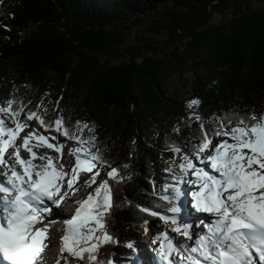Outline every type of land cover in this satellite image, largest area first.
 I'll return each instance as SVG.
<instances>
[{"label":"trees","instance_id":"trees-1","mask_svg":"<svg viewBox=\"0 0 264 264\" xmlns=\"http://www.w3.org/2000/svg\"><path fill=\"white\" fill-rule=\"evenodd\" d=\"M10 99L46 124L59 106L71 131L94 128L83 137L124 177L99 176L116 242L98 260L131 264L128 242L160 222L141 208L166 213L181 151L218 139L220 120L264 115V0H0V104Z\"/></svg>","mask_w":264,"mask_h":264},{"label":"snow or ice","instance_id":"snow-or-ice-1","mask_svg":"<svg viewBox=\"0 0 264 264\" xmlns=\"http://www.w3.org/2000/svg\"><path fill=\"white\" fill-rule=\"evenodd\" d=\"M199 103L198 99H193L188 107ZM14 104L12 99L0 104V113L15 124L10 127L0 118V166L6 169L0 173L3 177L0 179V264H44L43 254L50 246L55 223L46 217L60 216L59 211L54 213V208L59 209L82 185L90 188L96 184L100 175L98 165L103 167L107 161L96 147L95 136L85 139L82 135L85 129L94 132V128L77 121L76 131H71L63 117L57 118L56 131L80 145L69 150L76 161L69 174L60 157L54 162L53 157L38 155L33 150L42 146L41 143L33 145V139L44 142L48 148L54 147L46 143L48 138L35 129L20 136L29 125L20 120L23 106L14 108ZM27 119L38 120L46 129L53 126L51 122L46 124L38 111H29ZM200 127L203 130V123ZM212 136L225 139L216 144L204 132L193 151L181 158L180 172L173 176L177 183L165 187L164 191L171 189V194L162 195L161 199L170 203L165 212L171 215L141 208L142 212L159 215L172 232L192 241L191 245L174 242L165 231L153 240V243L160 242L155 250L157 257L151 261L135 257L131 264H264V115L252 114L235 121L229 119L227 123L220 120ZM63 147L56 146V151L61 152ZM22 148L29 153L27 159L21 155ZM172 151L180 149L173 145ZM205 152L210 154L203 155ZM37 160L44 163H36ZM109 167V178L124 179L115 167ZM78 171L91 173V176L80 181ZM186 177L195 179L186 180ZM181 183L194 186L190 192L192 207L198 213L208 214L207 222L200 219V223L194 225L186 221L182 197L188 192L182 190ZM112 196V187L105 179L86 198L75 201L74 213L62 220L60 256L55 264H61L62 260L64 264H78L80 260H86L87 264H112L111 259L98 260L100 246L116 242L108 233L106 220L113 206ZM128 247L132 248L133 244L129 243Z\"/></svg>","mask_w":264,"mask_h":264},{"label":"rangeland","instance_id":"rangeland-1","mask_svg":"<svg viewBox=\"0 0 264 264\" xmlns=\"http://www.w3.org/2000/svg\"><path fill=\"white\" fill-rule=\"evenodd\" d=\"M133 35L132 34H130V36L129 37H132ZM135 43H137V42H135ZM170 84H174V81L173 80H171L170 81ZM54 111V116L56 117V118H58L59 117V114H60V110H59V106H57V109H54L53 110ZM0 118H3V119H5L6 120V122H7V124L10 126V127H15V124L13 123V121L11 120V119H8L6 116H0ZM20 120L21 121H23V122H25L26 124H28L29 125V127H26V129H27V131L29 132V130L30 131H32L33 129H35L36 130V132L38 133V134H40V135H42V136H44V137H46V138H48V136H49V138H48V141L51 143V141L55 144V146H58V145H63L64 147L61 149V152L63 153V155H61V152H57V151H54L53 153L50 151V149L46 146V148H47V150H49V152H48V155L47 156H50V157H52V156H55V158L56 157H60V162L61 163H63L64 165H65V171H67L69 174H71V169H72V167L75 165V157L74 156H72V155H70V152H69V150L70 149H73V148H76V147H80V145H79V143H76V142H73V141H70V140H67V139H65V138H63L62 137V135H61V133L60 132H58V131H56V130H53V131H46L41 125H40V123H39V121L37 120V121H35V120H31V121H28V119H26V117L22 114V115H20ZM101 132H102V130L100 131V134H101ZM22 134H26V135H28V133L27 132H25V130H23L22 132H21ZM44 134H47V135H44ZM21 136V135H20ZM51 137H55L56 139L55 140H53V139H51ZM222 139H225V137H219V142L222 140ZM51 140V141H50ZM48 141H46V142H48ZM48 142V143H49ZM18 143H23V141L22 140H18ZM31 143L32 144H36V143H38V141L36 140V139H33L32 141H31ZM49 143V144H50ZM214 143H218V142H214ZM42 144V143H41ZM44 145H42V147H43ZM44 148V151H45V146L43 147ZM53 149H54V147H52ZM22 151H23V153L24 152H26L23 148L21 149ZM210 152H205V155H207V154H209ZM44 153H42V155H43ZM181 154L182 155H186L185 153H183L182 151H181ZM25 155V157H26V159L28 158V156H29V154L27 153H25L24 154ZM67 156H69V157H67ZM62 158V159H61ZM176 161L178 160V157L175 159ZM43 161H40V163H42ZM195 163H197V162H195ZM198 166H201V165H199L198 164ZM105 170V171H108L109 169H107V168H103V167H101V166H99L98 165V170H99V173L101 174V171L102 170ZM93 171H96V169H94ZM79 172L80 171H78V175H79ZM82 172V171H81ZM84 173H85V176H84ZM82 176H83V178H81L80 179V181H83V180H86V179H88V178H90V176H91V173H88V172H83L82 173ZM100 177H101V175H99ZM98 176V177H99ZM97 178V182H96V184H94V185H92L90 188L88 187V186H86V185H82L81 187H80V190H82V193H84V195L82 196V199L83 198H86V196H87V194L89 193V192H94L95 191V188L99 185V183H100V181H102L101 180V178ZM189 179H190V177H189ZM191 179H195V177H191ZM190 184H187V183H181L180 184V187L182 188V190H187V192H189V186ZM81 193V194H82ZM187 197V196H186ZM182 199H185L184 197H182ZM150 211H153V210H150ZM150 216H152V217H154V218H156V217H158V215L157 216H153V215H151L150 214V212H147ZM155 225L156 226H153L151 229L149 228V232L148 233H153L154 235H156V236H158L160 233H162V232H165V231H167V233H168V235H169V237H171V238H173L174 239V242H180L181 243V241H182V236H180V235H178L177 233H175V232H172L171 231V229H169V227H168V225H166L164 222H162V223H160V224H158V223H155ZM53 233H52V240H51V243L52 244H55V246H56V251H55V253H57V251H58V244L60 245V237L62 236V228H60L61 226H59V225H53ZM56 227V228H55ZM58 228V229H57ZM57 229V230H56ZM56 230V231H55ZM155 236V237H156ZM143 239V238H142ZM151 241L153 242V240H152V238H151ZM132 244H133V247H132V249L137 253H139V254H141V258H145V256H146V254H148L149 256H152L153 258L154 257H157V254L155 253L156 251H155V249H153L152 248V250H153V252L151 251V252H149V253H147L146 251H144V250H146V249H148L147 248V245H151V242L150 241H147V238H145L144 237V240H140V241H134V242H131ZM147 244V245H146ZM150 251V250H149ZM153 258H150L151 260L153 259ZM158 259V258H157Z\"/></svg>","mask_w":264,"mask_h":264},{"label":"bare ground","instance_id":"bare-ground-1","mask_svg":"<svg viewBox=\"0 0 264 264\" xmlns=\"http://www.w3.org/2000/svg\"><path fill=\"white\" fill-rule=\"evenodd\" d=\"M49 138V137H48ZM47 141H48V139H47ZM38 143H41L40 141H38ZM50 143V142H49ZM37 144V143H36ZM51 144V143H50ZM34 145V144H33ZM44 147V146H43ZM42 146L41 147H39V148H34L33 150H36V151H38L37 152V154L38 155H42V153H45V151H44V148H43ZM10 151V150H9ZM23 154H25V153H21V155H22V157H24V155ZM67 157H69V156H67ZM24 158H26V157H24ZM84 171H80L79 172V179H81V178H83V176H82V173H83ZM84 176H85V173H84ZM82 193V192H81ZM184 200V199H183ZM54 227L52 226V229H51V232L53 233V229ZM56 228V227H55ZM58 229V228H57ZM56 229V230H57ZM55 230V231H56ZM152 238V240H153V237H151ZM153 249H155L156 250V246L154 245V247H153ZM145 258H147L149 261H151V259L150 258H153L152 256H149L148 254H146V256H145Z\"/></svg>","mask_w":264,"mask_h":264}]
</instances>
